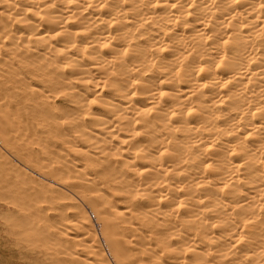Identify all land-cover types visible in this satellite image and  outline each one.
<instances>
[{"label": "bare ground", "instance_id": "obj_1", "mask_svg": "<svg viewBox=\"0 0 264 264\" xmlns=\"http://www.w3.org/2000/svg\"><path fill=\"white\" fill-rule=\"evenodd\" d=\"M0 264H264V0H0Z\"/></svg>", "mask_w": 264, "mask_h": 264}]
</instances>
